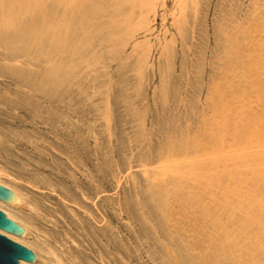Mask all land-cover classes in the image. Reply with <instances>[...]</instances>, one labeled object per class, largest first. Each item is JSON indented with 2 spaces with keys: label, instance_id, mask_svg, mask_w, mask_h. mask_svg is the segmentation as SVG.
Wrapping results in <instances>:
<instances>
[{
  "label": "bare ground",
  "instance_id": "bare-ground-1",
  "mask_svg": "<svg viewBox=\"0 0 264 264\" xmlns=\"http://www.w3.org/2000/svg\"><path fill=\"white\" fill-rule=\"evenodd\" d=\"M126 5H130L131 8L122 9ZM148 7H153L151 0H0V47L4 45L12 50L17 48L20 57L8 58L9 60L19 62L20 58H26L20 62L22 64L18 70H13L15 74L10 72L9 77L15 80L23 74L27 78L25 81L30 80L27 82L26 91H19L17 94L11 92V95L17 97L11 103L18 105V99H23L28 109L27 116L33 120L31 122L34 127L38 129L39 125H45L48 127V133L55 134L56 138L61 136L64 140L62 146L66 150L64 154L67 158L64 160L62 157H54L55 163L60 166L58 171L60 175L58 180L52 179L47 181V184L64 202L85 209L90 218H93L92 221L101 224L105 222L100 231L99 228L98 230L95 227L91 228L94 230L92 236L97 237L93 239L91 245L86 244L89 248L80 244L81 241L78 242V239L76 240L68 231L64 230L63 233L59 223L53 222L52 219L48 220V217H54L48 206L45 207L39 200H28L24 191L12 186L5 179L11 176L9 172L11 166L18 167L16 171L18 177H29L28 181L31 184H36L33 180L37 177L28 176L22 172L21 166H18L25 161L26 154L22 150L17 153L7 144L13 139L18 140L0 134L5 154V165L0 166V185L8 188L17 197L13 205L0 199V210L25 231L22 236L3 230H0V233L16 243L29 247L36 255L34 262L22 260L21 264H244L242 260L245 257V246L251 249L248 264H264V240L262 242L257 240L258 233L264 239V151L255 157L244 155L235 162L237 165H247L254 158L262 160V180L252 177L259 175L253 167L244 166V170L238 176L218 162H208L206 168L216 173L230 171L229 174L225 173V181L231 177L237 186L227 188L225 183H221V186L216 184L217 178L209 174L210 170H203L198 175L199 168L204 169L201 163L182 166L174 163L165 176L167 178L161 177L160 171H156L154 177L150 172L151 180L156 182L149 181L143 195L138 193V190L135 191L136 200L125 196L124 203H119L112 197L98 202L103 192H113L117 189L116 174L113 168L109 167L106 185L102 187L97 125H91V130L95 129L96 132L87 138L82 131L86 129L82 125L85 123L82 118L84 106L82 107L80 100L75 99L73 102L79 104H76V108L70 109L72 104L66 103L69 95L63 90L61 83L64 79L68 81L73 76H80L82 70L88 73L93 71L100 59L98 53L101 50L98 51V47L107 44L108 46L104 47H109L111 53L113 46L121 44L118 31L120 19L128 26L130 17L136 10H151L144 9ZM102 18L106 19V22L100 23L101 26L97 25L96 22L99 23ZM254 32L256 33V29ZM221 33L225 37L222 55L226 66L222 68L226 74L215 81L212 87L221 98L217 105L223 107L225 111H216L215 120L203 116L197 134L178 139L177 143H170L158 157L156 163L160 165L165 159L176 161L178 159L176 155L229 154L233 153L236 147L247 149L264 147V118H259L260 109L264 106V98L260 99L264 96V82L259 76L264 69L261 68V72L257 71L258 63L262 62H258L255 48L241 47L240 28L232 30L224 28L221 29ZM256 40L259 45L264 46V36L260 34L258 39L253 38V43ZM32 51L35 52V57L30 55ZM35 63L44 65V74L40 78L39 72L33 73L31 68L38 66ZM142 63L144 61H141V65ZM23 66H29L30 71H25ZM4 70L0 69V76L6 72ZM229 77L233 80L229 81ZM241 81L247 84L245 88H251L247 93L256 87L259 95L254 101L247 98L250 96L244 92L245 88L242 87ZM228 85L233 91L245 94L243 102L257 107L253 109L254 113L246 111L237 119L232 117L228 109L236 97L224 92L223 88ZM38 91L42 94L38 95ZM106 104L110 105L108 98ZM17 105L15 110L19 108ZM111 116L110 109L106 108L102 117L108 124ZM36 118L43 119L44 122L36 121ZM246 128L250 130L246 132ZM237 141L239 142L237 146L231 143ZM231 162H234L232 158L227 159V163ZM186 175H197V182L204 186L208 195L214 199L213 205L219 214L229 219L230 225L235 229L232 232L228 224L214 218L210 229L215 231L218 237L208 240V247L201 256L194 255L188 244L168 228L169 223L175 219L170 206L179 195V184ZM242 187L250 189L251 193L237 196L235 199L236 191ZM125 192L127 195L133 194L130 191ZM89 201L91 203H88ZM197 201V206L202 210V217L209 216L211 214L207 210L209 208L201 201ZM52 208L59 213L65 209L58 202H55ZM71 211L76 216V211ZM125 213L130 214L129 218L132 221L129 224L122 223ZM45 221L54 226L46 229ZM179 228L186 229L184 224H180ZM88 249L95 252L89 253Z\"/></svg>",
  "mask_w": 264,
  "mask_h": 264
},
{
  "label": "rangeland",
  "instance_id": "rangeland-1",
  "mask_svg": "<svg viewBox=\"0 0 264 264\" xmlns=\"http://www.w3.org/2000/svg\"><path fill=\"white\" fill-rule=\"evenodd\" d=\"M151 3L153 7L144 8L151 10H136L131 15L128 26L120 19L118 31L122 45L118 43V46H113V44L114 49L111 48V53L109 47L108 49L104 47L107 44L98 47V51L101 50L98 53L100 59L94 70L89 71L90 74L82 70L80 76H73L72 78L75 77V79L71 78L68 81L64 79L61 83L63 90L69 95L66 103L72 104L69 108H76V104H79V102H73L75 99L80 100L82 107L84 106L85 112L82 118L85 123H82L84 127L81 126L86 128L82 131L87 138L96 132L95 129L91 130V125H97L102 187L106 185V175L111 167L116 174L117 189L113 192H103L98 202L110 197L119 203L126 202V197L136 200L135 191L138 190V193L143 195L147 183L156 182L151 180V174L154 177V173L160 171L161 177H165L174 163L180 166L201 163L204 169L199 168L198 175L203 170H210L206 168L208 162H218L238 176L244 170V166H250L259 172L258 176L252 177L262 180V160L254 158L251 164L247 165H237L235 162L244 155L254 157L260 155L264 147L262 149L236 147L235 151L229 154L176 155L178 159L174 162L168 159H165L161 165L156 162L161 152L170 143H177L178 139L197 134L203 116L215 120L216 111H225L223 107L217 105L221 102V98L212 87L215 81L226 74L222 68L226 66V62L222 55L225 37L221 29L240 28L241 47L255 48L258 62H262L258 63L257 71L261 72L260 69H264V46L259 45L257 40L255 44L253 43V38L258 39L260 34L264 36V0H151ZM130 8V5H126L122 9ZM105 22L106 19L102 18L99 23H96L101 26L100 23ZM13 49L4 45L0 47V67L6 71L0 76V134L9 135L12 139L18 140L13 139L7 144L17 153L21 150L25 152L24 159H26L18 166H21L22 172L24 171L28 176H36L37 179L33 180L36 183L34 185L29 183V177H18L16 172L18 167L15 166L10 167L11 176L5 179L12 186H17L24 191L28 200H39L45 207L48 206L51 213L53 211L52 217L54 216L48 217V220L52 219L53 222L59 223L63 233L66 230L75 239L77 238L78 242L81 241L80 244L91 245L93 239L97 237L92 236L94 230L91 228L95 227L97 230L99 228L100 231L105 226V222L101 224L94 220L95 223L85 209L64 202L47 184V181L52 179L58 180L60 175L58 173L60 166L55 163L54 157H62L64 160L67 158L64 154L66 150L62 146L64 140L61 136L56 138L55 134L48 133V127L46 128L45 125H39L38 129L34 127L31 122L33 120L27 116L28 109L23 99H18L19 106L11 103L15 98L17 99L11 95V92L17 94L19 91H26L27 82L30 81H25L27 78L22 73V77L19 76L15 80L9 77L13 70L21 67L20 62L26 60V58H20L19 62L9 60L8 58L20 57L17 48ZM30 55L35 57V52H30ZM245 60L247 61L248 58ZM141 61H144L142 65ZM35 65L39 67L31 66V68L33 73L39 72L40 78L44 74V65L39 63ZM28 68L29 66H25V71H30ZM259 77L264 82V71ZM232 80L229 77V81ZM241 83L242 87L247 86L245 82L241 81ZM249 89L251 88H245L244 92L247 93ZM223 90L226 94L236 97L230 104V108H227L233 118L237 119L242 112L246 111L254 113L253 109L257 107L243 102L245 94L233 91L229 85ZM37 94L42 93L38 91ZM258 95L255 87L252 92L247 93V96H250L247 98L254 101ZM107 98L110 102L109 106L106 104ZM263 98L264 96L260 97V99ZM15 104L19 110H15ZM106 108L110 109L112 114L109 124L102 117ZM259 118H264V106L260 109ZM36 121L44 122L43 119L38 118ZM249 130L250 128L245 129L246 132ZM231 143L235 146L239 144L238 141ZM3 151L4 147L0 141V166L5 165ZM230 158L234 161L231 164L227 163V159ZM158 167L161 168L157 169ZM85 170L88 169L85 168ZM230 171L219 174L210 170L209 174L217 178L215 181L218 186L225 183L227 188H235L237 184H234L231 177L225 181L224 175L229 174ZM179 190V195L174 198L170 206L175 219L169 223L168 228L188 244L194 255L201 256L208 247V240L218 237L217 233L210 229L214 218L228 224L232 232L235 229L230 225L229 219L219 214L213 205L214 199L208 195L206 188L197 182V175H186L179 184ZM125 191H130L134 195H127ZM238 191H236L235 199L237 196L251 193V190L246 187H242L239 194ZM197 200L209 208L207 209L211 213L209 216L202 217V210L196 204ZM55 202L63 205L64 212H55L56 210L52 208ZM71 210L76 211V216ZM129 215L125 213L124 220L120 223L129 224L132 221ZM45 224L46 229L54 226L48 221H45ZM180 224H184L186 229H180ZM257 240L259 242L264 240L260 233L257 234ZM85 248L89 246L86 245ZM31 251L34 253L33 250ZM250 251L249 246L244 247L245 257L242 260L244 264L250 262ZM87 252L93 253L95 250L88 249Z\"/></svg>",
  "mask_w": 264,
  "mask_h": 264
},
{
  "label": "water",
  "instance_id": "water-1",
  "mask_svg": "<svg viewBox=\"0 0 264 264\" xmlns=\"http://www.w3.org/2000/svg\"><path fill=\"white\" fill-rule=\"evenodd\" d=\"M0 199L13 205L17 197L12 192L0 185ZM0 230L22 236L24 230L0 210ZM34 262L36 255L27 247L16 243L0 233V264H21V261Z\"/></svg>",
  "mask_w": 264,
  "mask_h": 264
}]
</instances>
